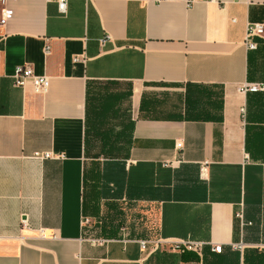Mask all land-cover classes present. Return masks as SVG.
Masks as SVG:
<instances>
[{
	"label": "crops",
	"instance_id": "0c3cea01",
	"mask_svg": "<svg viewBox=\"0 0 264 264\" xmlns=\"http://www.w3.org/2000/svg\"><path fill=\"white\" fill-rule=\"evenodd\" d=\"M188 2L6 0L0 264H264V0Z\"/></svg>",
	"mask_w": 264,
	"mask_h": 264
},
{
	"label": "built area",
	"instance_id": "2783aa9c",
	"mask_svg": "<svg viewBox=\"0 0 264 264\" xmlns=\"http://www.w3.org/2000/svg\"><path fill=\"white\" fill-rule=\"evenodd\" d=\"M58 3V8L61 13L66 14L68 9L69 0H56ZM160 1V0H158ZM214 1V0H209ZM194 0H189L188 4H192ZM6 0H0V35L2 34V30L4 29L7 22L11 19L12 13L6 8ZM255 39L264 40V23H251L248 25L245 45L249 50H255L258 48V44L255 42ZM107 41V39L103 40V44ZM49 52V49L46 51ZM14 83L17 87H24L27 83L32 82L36 91H44L49 86V78L44 76H36L34 74V70L30 65H19L15 69V73L13 75ZM244 90L247 92H260L264 91V84H246ZM46 157H49L46 155ZM206 165L201 167V172L204 174L206 172ZM237 218L240 220L241 225H244V215L242 212L237 214ZM146 242H142L141 245L143 248H146ZM173 248L177 251H191L201 254L203 249L202 244L189 241V240H180L177 243L171 242ZM237 249L242 250L244 246L242 244L236 246ZM213 250L217 253H221L222 247L215 246Z\"/></svg>",
	"mask_w": 264,
	"mask_h": 264
},
{
	"label": "trees",
	"instance_id": "16d2710c",
	"mask_svg": "<svg viewBox=\"0 0 264 264\" xmlns=\"http://www.w3.org/2000/svg\"><path fill=\"white\" fill-rule=\"evenodd\" d=\"M186 252H191V251H184V252H182V253H186Z\"/></svg>",
	"mask_w": 264,
	"mask_h": 264
}]
</instances>
